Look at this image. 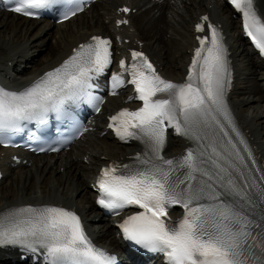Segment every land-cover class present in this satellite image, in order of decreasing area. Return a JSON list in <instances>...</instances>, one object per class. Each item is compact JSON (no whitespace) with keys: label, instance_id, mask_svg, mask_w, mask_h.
I'll return each mask as SVG.
<instances>
[{"label":"snow or ice","instance_id":"1","mask_svg":"<svg viewBox=\"0 0 264 264\" xmlns=\"http://www.w3.org/2000/svg\"><path fill=\"white\" fill-rule=\"evenodd\" d=\"M229 2L264 55V11H258L256 0ZM12 3V11L29 17L49 13L68 19L83 10L82 0ZM201 19L196 30L207 28L209 35L197 36L199 47L183 82L164 78L135 50L132 62L121 59V71L111 74V94L131 84L142 106L122 108L108 126L120 140L140 142L143 151L133 163L113 162L100 170L96 203L117 215L130 206L140 209L118 227L134 247L161 254L164 264H264V161L257 159L228 102L232 69L223 32L207 15ZM112 63V41L94 35L29 85L0 86V135L20 131L27 122L45 123L53 112L78 126L72 106L87 103L100 111L103 97L95 94V81ZM170 129L190 142L179 156L164 155ZM174 206L183 209L177 220L169 216ZM17 246L25 256L42 255L44 264H118L116 255L92 241L77 211L66 206L0 210V248Z\"/></svg>","mask_w":264,"mask_h":264},{"label":"bare ground","instance_id":"2","mask_svg":"<svg viewBox=\"0 0 264 264\" xmlns=\"http://www.w3.org/2000/svg\"><path fill=\"white\" fill-rule=\"evenodd\" d=\"M256 3L258 11H264L262 0H256ZM124 5L137 8L140 11L130 15V19H133L132 22L134 23H131V28L130 26L117 27L115 25L117 18L121 17L117 14L118 8ZM165 5H169L167 10L163 4L156 0L99 1L96 14L85 17V12L75 19L67 21L62 26L65 28L56 26L51 21L42 23L38 20H28L0 11V69L2 65L8 68L13 66V72L17 73L19 69L16 68V65H21V61L28 60L30 56L34 55V47L38 45L36 41L42 37L51 39L50 33L54 31L52 33V38H55L54 43L44 47L47 50L46 57L39 59L41 63L39 61L37 64L31 65L32 71L27 73L24 69L21 72L17 83L27 85L48 70L60 65L72 54L75 48L88 42L92 36L121 33L122 42L116 43L117 55L126 47H141L142 42L143 49L157 62L164 74L180 81L187 75V69L191 61V50L195 45L194 24L200 21L202 15L209 14L214 21L222 25L229 49V59L234 69L235 86L228 96L230 108L233 110L242 131L253 146H256L258 150L257 156H261L264 161V110H260L258 105H253L261 100L264 101V76L261 77L262 85L257 84L253 87L239 85L242 83V77H246L250 74V71H253V74L258 72L264 65L254 58L249 46H247L240 34L236 36L230 32L231 27L237 21L233 18L232 13L230 14V21L220 15L221 11H226L224 10L227 7L225 0L219 1V3H213L212 0H167ZM194 5L199 7L198 10L193 7ZM156 9L157 11L155 12ZM187 17L189 21L185 19ZM74 20L79 22L78 25L76 23V30L67 29L68 23L74 22ZM182 23L189 29L188 36H184L182 29L178 28V25ZM55 28L56 30H54ZM127 38L130 40L128 43L125 42ZM152 41L154 42L152 43ZM178 45L180 46L178 47ZM38 46L40 47L41 45ZM44 49L40 50L43 51ZM242 92L245 93L246 97H238ZM124 99L125 97L119 100L121 106L124 105L122 104ZM250 108L253 109L251 110ZM104 131L105 127L96 133H88L81 143L73 147L80 149L77 155L70 153L68 156L65 155L60 158L58 157L59 155L53 154L42 156L36 161H34V156L29 155L34 167L29 169V171H25L26 169L18 171V176L17 178L15 177V185L0 198V210L11 206L52 204L76 209L86 216L95 208L94 200L89 201L92 200L90 199V192L93 187L89 180L93 173L94 175L97 173L91 168V162L97 160L100 165L106 164L111 160H117L121 164L129 163L134 161L138 152L143 151V146L137 147L134 143L127 146L117 144L111 139L112 136L109 133L102 136ZM109 139L112 140V143L108 141ZM186 145L185 140L177 136H170L166 153L172 156L180 152ZM1 156L2 154L0 153ZM11 162L12 160H9L8 166H5V161H0V166L4 167L6 176L15 171V169L11 168ZM24 167L26 166L19 168L22 169ZM86 169L89 170V174L85 178ZM49 171L51 174H55L56 180L59 179V182L55 183V181H52V185L49 184L51 177H44V186H39L38 183H42L40 181L42 176ZM5 178H3V181ZM20 185H23V188L20 189ZM9 194L10 196L6 197ZM79 196L83 198L81 201L87 199L89 203L87 205L85 203L83 206L80 205L82 203H78L77 199ZM98 218L102 221L101 217ZM93 223L97 225V222ZM112 232L114 231L105 224L103 228L95 230L94 235L97 240L102 241L101 239L103 238H110ZM115 243L116 239H112L111 245ZM1 255L14 259L17 257L12 250L0 253V257ZM3 263L0 258V264Z\"/></svg>","mask_w":264,"mask_h":264},{"label":"rangeland","instance_id":"3","mask_svg":"<svg viewBox=\"0 0 264 264\" xmlns=\"http://www.w3.org/2000/svg\"><path fill=\"white\" fill-rule=\"evenodd\" d=\"M213 2H216V3H219V1H221V0H212ZM202 3V2H201ZM196 10H198V6H196V5H194L193 6ZM96 11V9L94 8L93 9V11H92V13H90L89 15H87L88 17H90L95 11ZM225 10V9H224ZM224 13V17L226 18L227 17V13H226V11H224L223 12ZM95 14H96V12H95ZM190 15V14H189ZM229 16V18H230V15H228ZM168 17V16H167ZM11 19H12V17H11ZM187 21H189V18L187 17V18H185ZM76 23H77V25H78V23L79 22H72V23H70L69 25H68V27H67V29H75L76 30V28L75 27H77V25H76ZM75 24V25H74ZM186 25H184V23H182V24H179L178 25V28H181L182 29V33H183V35L185 36H188V30L189 29H187L186 27H185ZM74 27V28H73ZM183 27V28H182ZM191 27V26H190ZM61 28H64V27H61ZM180 29V30H181ZM233 29V28H232ZM53 30V29H52ZM54 30H56V28L54 29ZM54 32V31H53ZM53 32H51L50 33V35H51V39H49L48 37H47V39L45 38V37H42L41 39H39V40H37L36 42H38V45H40V44H42L43 46H41V47H38V45H36L34 48H35V50H34V52H35V55L33 56L34 57V63L33 64H37L40 60H38V59H41V58H45L46 57V54H47V50H45L44 49V47L46 46L47 47V45H49L50 43H54V41H55V38L53 39L52 38V36H53ZM49 35V36H50ZM150 36V35H149ZM40 40H43V41H41L40 42ZM40 42V43H39ZM48 43V44H47ZM180 45H178V47H179ZM41 48H43L44 50L42 51V53L40 54V49ZM39 50V51H38ZM31 57V56H30ZM22 63V62H21ZM40 63H41V61H40ZM39 63V64H40ZM26 64V61H25V63H23V66ZM22 67V66H21ZM32 67H30V68H28V71H27V69H25L26 71L25 72H29V71H32ZM261 71H263V68H261L260 70H258V72H256V73H252L253 71H250V74H248L246 77L244 76V77H242V79L244 78V85H246L247 87H253V86H255V85H257V84H261L262 85V83H259L260 81H262V79H261V76H263V74L261 73ZM30 75V74H29ZM247 79H250L251 81H252V84L249 86V84L247 83ZM240 86H242L241 85V83L239 84ZM240 95V96H239ZM238 95V97H240V98H242L243 96H245V93L244 92H242V93H240ZM246 97V96H245ZM262 104V105H261ZM253 105H258L259 106V108H260V110L262 109V111L264 110V101H259L258 103H254ZM251 110L253 109V108H250ZM109 142H110V140H109ZM112 143V142H111ZM112 146V145H111ZM97 148H99V146H97ZM74 152H78V150L77 149H75L74 150ZM81 163V162H80ZM82 164V163H81ZM96 164H98L97 163V160H93L92 162H91V168H94V165H96ZM31 168H33L32 166H29V167H26V168H24V169H26L25 171H29V169H31ZM24 169H22V171H24ZM28 169V170H27ZM19 171V169L18 170H16L14 173H12V175L9 177V179L8 180H6L3 184H2V186L0 187V198L2 197V195L4 196L5 195V193L7 192V191H9V189H11L12 187H13V185H15V177L17 178V173H19L18 172ZM50 172V171H49ZM45 173L46 175H44V176H42V178H41V182L43 183H41L40 184V182L38 183V185L39 186H41V185H43L44 186V184H45V179H44V177H46V178H50V183L49 184H52V181H55V183H57V182H59V179L58 180H56V176H55V174H51V172L50 173ZM84 172V171H83ZM85 172L86 173H84V176H85V178H86V176L89 174V170L88 169H86L85 170ZM51 175V176H50ZM81 176V175H80ZM14 178V179H13ZM30 178H32V177H30ZM57 178H58V176H57ZM29 182V181H28ZM53 185V184H52ZM62 186H63V183H62ZM21 188H23V185H20V189ZM25 189V188H24ZM27 189V188H26ZM48 189V188H47ZM61 189H62V187H61ZM49 190V189H48ZM77 195H79V194H77ZM88 195H89V193H88ZM9 197L10 196V194L9 195H6V197ZM81 196H79L77 199H78V203H82V204H80V205H85V203H86V205L89 203V201H92L93 200V197H91V194H90V199H92V200H87V199H85V201L83 200V201H81L83 198L81 197ZM94 210L92 209L91 210V212H93ZM105 225V223L104 224H100V225H98V227L99 228H103V226ZM114 238V235H112L111 237H110V239H113Z\"/></svg>","mask_w":264,"mask_h":264}]
</instances>
